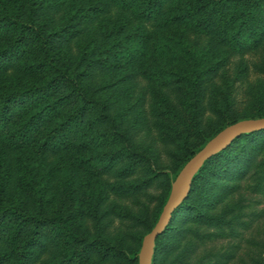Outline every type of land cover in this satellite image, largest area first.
I'll return each mask as SVG.
<instances>
[{
	"label": "trees",
	"instance_id": "1",
	"mask_svg": "<svg viewBox=\"0 0 264 264\" xmlns=\"http://www.w3.org/2000/svg\"><path fill=\"white\" fill-rule=\"evenodd\" d=\"M108 1L137 24L123 32L112 23L101 57L90 60L82 52L71 62L60 52H67L61 45L68 32L48 28L39 17L61 0H0V75L13 71L24 78L0 80V264H137L142 234L151 230L171 182L190 159L227 126L264 117L263 80L248 83L250 99L242 110L232 97L250 65L264 74V59L244 58L264 50V0ZM233 56L239 59L229 75ZM92 63L121 70L124 81L140 78L175 90L177 103L165 92L151 107L160 139L173 148L170 173L157 168L154 151L135 144L132 128L144 118L142 104L141 111L130 93L113 98L89 90ZM209 87L223 94L224 106L217 122L203 128ZM82 173L87 192L78 198ZM99 175L114 180L88 189ZM149 188L157 191L153 207L131 216L117 210L142 234L111 238L85 224L107 212L102 206L109 193L126 197ZM251 195L264 196V129L240 134L204 160L157 236L151 264H191L199 246L236 236L249 226ZM230 259L231 253L208 251L195 264Z\"/></svg>",
	"mask_w": 264,
	"mask_h": 264
},
{
	"label": "rangeland",
	"instance_id": "2",
	"mask_svg": "<svg viewBox=\"0 0 264 264\" xmlns=\"http://www.w3.org/2000/svg\"><path fill=\"white\" fill-rule=\"evenodd\" d=\"M61 2L62 4H52L49 7H45L40 12L39 17L48 20V28L57 27L65 30L64 32H68L67 36L70 37L68 39H63L61 45V47L63 49L65 48L67 52L63 50L60 52L62 54L64 53L67 59L71 62L75 61L82 52H87L86 56L90 60H95L96 58L101 57V47L106 40L105 34H110L112 23L116 24V27L122 26L123 32L131 29L137 24L132 19L131 22H129L127 19L130 17V14L111 5L108 0H61ZM99 7L102 8V11L98 14L92 13V10ZM88 8L91 9L85 13ZM146 28L148 30H153L154 24L149 23L146 25ZM114 32L115 28H113V36ZM123 32L120 33L122 34ZM108 39L109 38H107V44L109 45L112 37L110 36V39ZM244 58H247L249 61H261L264 59V50L254 53L253 55L246 54ZM238 59V56H233L231 58L230 69L228 70L229 75L233 73L234 64ZM92 65L93 67L88 70V74L90 75L88 81V86L91 87V89H89L90 91L95 88L100 91V96L110 94L113 98H117V96L123 98L126 93H130L133 95L132 102H137V108L141 111L140 104H142L144 110V112L142 111V115L144 118L132 128L135 144L137 148L142 151H154L157 155V168L169 171L173 148L160 139L157 127L158 121L154 117V112H152L153 110H151V107L153 108V106H155L159 95L162 93L166 94L165 92H167V95L172 101H174V103H177L178 99L175 90L172 87H157L150 83H146L145 81L139 82L141 80L140 78L135 79L134 77H131L130 80L124 81L119 79L122 73L121 70L117 73H113L112 70L108 69L107 71L105 66H100L95 63H92ZM1 79L6 80L9 84L18 81L22 82L24 80L23 77L14 76L13 71L8 72V74L0 75V80ZM259 80L264 81V74L253 72L250 65L247 81H245V83L236 84L232 97L236 100V106L241 107V110L248 104L250 99L246 92L248 83H255ZM221 83L222 81L219 79L218 84ZM211 88L212 87H209L205 98V109L202 116L203 128L217 122V113L219 112L217 109L219 110L224 106L223 94L218 92L217 89L215 90L214 88ZM141 95L142 100L140 103ZM129 102L130 101H128L127 104H130ZM134 116L135 115L133 114L132 119ZM216 138L217 137L209 139L205 146L213 144L216 141ZM84 177L85 176L82 173L78 178L79 184L83 185V188L79 189L78 198H82L85 192H87V185L85 186ZM178 177L179 174L171 182L166 202L172 196L177 194L182 185L178 180ZM113 180L114 179L110 175H99L95 177V179L92 177L88 189H91V186L95 188V182H99L104 188L108 182H112ZM151 195H157V191L154 188H149L143 193L126 197L109 193L102 206V210L106 209L107 212H103L104 214H102L101 211L98 212L94 220L88 218L85 220V224L90 231H100L111 238H115L119 235L126 236L129 235V233L134 232L137 235L142 234L143 230L135 225L131 218L118 214L117 210L130 214V216L139 214L146 206H149V208L154 206L155 202L154 199H151ZM249 197L253 198L250 207L246 209L248 216L245 219L249 223V226L245 229H237L236 236L209 241L204 245L199 246V249L191 259V264H195L196 261L208 251L231 253L229 264H264V196L251 195ZM148 232L142 234L141 244L138 249L137 264H139L142 255L144 236Z\"/></svg>",
	"mask_w": 264,
	"mask_h": 264
},
{
	"label": "water",
	"instance_id": "3",
	"mask_svg": "<svg viewBox=\"0 0 264 264\" xmlns=\"http://www.w3.org/2000/svg\"><path fill=\"white\" fill-rule=\"evenodd\" d=\"M259 129H264V117L235 122L220 131L215 136L217 138L213 144L204 146L190 159V161L179 173L178 180L182 184L179 188V191L164 204L154 227L144 236L142 243L143 251L139 264H151L157 236L162 233L165 227L168 225L172 212L188 196L191 186V179L201 167L204 160L222 148L226 147L235 137L239 136L240 134Z\"/></svg>",
	"mask_w": 264,
	"mask_h": 264
}]
</instances>
